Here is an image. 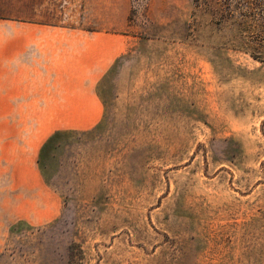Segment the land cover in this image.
<instances>
[{"label": "rangeland", "instance_id": "1", "mask_svg": "<svg viewBox=\"0 0 264 264\" xmlns=\"http://www.w3.org/2000/svg\"><path fill=\"white\" fill-rule=\"evenodd\" d=\"M234 4L224 27L196 0H31L127 46L101 121L40 153L56 213L19 218L0 183V264H264V55L238 47L264 43V0Z\"/></svg>", "mask_w": 264, "mask_h": 264}, {"label": "crops", "instance_id": "2", "mask_svg": "<svg viewBox=\"0 0 264 264\" xmlns=\"http://www.w3.org/2000/svg\"><path fill=\"white\" fill-rule=\"evenodd\" d=\"M126 46L117 33L48 25L31 0L22 10L0 0L2 207L20 201L16 213L28 220L43 219L48 207L56 213L59 200L44 181L40 153L58 132L88 130L101 121L96 85ZM28 205L33 209L23 210Z\"/></svg>", "mask_w": 264, "mask_h": 264}, {"label": "trees", "instance_id": "3", "mask_svg": "<svg viewBox=\"0 0 264 264\" xmlns=\"http://www.w3.org/2000/svg\"><path fill=\"white\" fill-rule=\"evenodd\" d=\"M200 6L204 8V10L208 11L211 16L212 20L216 24H220L224 27H235L236 20H235V0H196ZM249 14L245 13V21L243 22V29L248 30L249 25L247 24V18ZM239 48L243 49L244 51H257L259 54L264 55V43L263 42H252V41H242L239 40ZM254 59H261L264 61V56L254 55L252 54Z\"/></svg>", "mask_w": 264, "mask_h": 264}]
</instances>
